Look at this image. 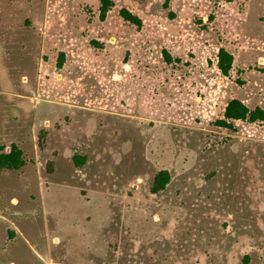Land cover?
Segmentation results:
<instances>
[{
    "label": "rangeland",
    "instance_id": "obj_1",
    "mask_svg": "<svg viewBox=\"0 0 264 264\" xmlns=\"http://www.w3.org/2000/svg\"><path fill=\"white\" fill-rule=\"evenodd\" d=\"M114 2L0 0V264H264V0Z\"/></svg>",
    "mask_w": 264,
    "mask_h": 264
},
{
    "label": "trees",
    "instance_id": "obj_2",
    "mask_svg": "<svg viewBox=\"0 0 264 264\" xmlns=\"http://www.w3.org/2000/svg\"><path fill=\"white\" fill-rule=\"evenodd\" d=\"M99 19L104 21L107 17L108 12L112 9L115 2L114 0H99ZM165 8H168V1L165 2ZM119 14L125 22L135 25L138 29H141L143 21L141 17L133 13L130 9L122 7L119 10ZM174 12L170 11L169 17L174 16ZM212 17V15L210 16ZM91 44H96L95 39L91 40ZM162 54L166 63H172L173 61H180L179 57H173L171 53L166 49H162ZM64 52H60L57 57V68H61L64 64ZM234 62V55L227 50L225 47L221 46L216 55V66L220 73L224 76H228L230 70L232 69ZM257 70L264 73V68H256ZM243 83L242 81H239ZM235 120L247 121L249 123L254 122H264V108L261 106L249 107L239 98H231L227 101L223 115L217 118L213 125L230 131H236L234 125ZM80 164L84 161V157L74 158ZM26 164V159L24 157V151L17 145L11 144L9 148L0 145V171L2 170H19ZM171 174L167 169L159 170L153 179L150 186V191L153 194H157L164 190L169 183ZM248 260V257L247 259Z\"/></svg>",
    "mask_w": 264,
    "mask_h": 264
}]
</instances>
